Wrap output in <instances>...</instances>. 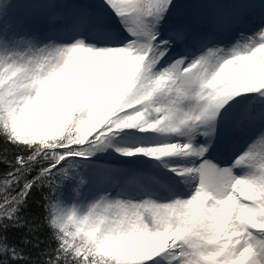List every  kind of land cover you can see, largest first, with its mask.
Instances as JSON below:
<instances>
[{"label": "snow or ice", "instance_id": "obj_1", "mask_svg": "<svg viewBox=\"0 0 264 264\" xmlns=\"http://www.w3.org/2000/svg\"><path fill=\"white\" fill-rule=\"evenodd\" d=\"M0 264H264V0H0Z\"/></svg>", "mask_w": 264, "mask_h": 264}, {"label": "rangeland", "instance_id": "obj_2", "mask_svg": "<svg viewBox=\"0 0 264 264\" xmlns=\"http://www.w3.org/2000/svg\"><path fill=\"white\" fill-rule=\"evenodd\" d=\"M190 2H191L192 4L195 5V4H198V3L202 2V0H190ZM219 2H220V3H223V4H225V5H227V4L231 3L232 0H219ZM20 14H23V10H21V13H20ZM26 26H29V27H35L36 25L32 24V22H31L30 20H28V21H26ZM237 145H238V148L241 147V146L243 145V138L240 139L239 141H237V142L233 145L232 148H235V150L238 149V148H236ZM213 156H214L216 159H218V157H219V158L222 157L223 159H225V156H224L223 152H221V151L214 152V153H213ZM85 178H86V177H85Z\"/></svg>", "mask_w": 264, "mask_h": 264}, {"label": "trees", "instance_id": "obj_3", "mask_svg": "<svg viewBox=\"0 0 264 264\" xmlns=\"http://www.w3.org/2000/svg\"><path fill=\"white\" fill-rule=\"evenodd\" d=\"M34 199H35V198H34ZM32 210L34 211L35 209H32ZM40 235H41V236L46 235V230L42 231V232L40 233Z\"/></svg>", "mask_w": 264, "mask_h": 264}, {"label": "bare ground", "instance_id": "obj_4", "mask_svg": "<svg viewBox=\"0 0 264 264\" xmlns=\"http://www.w3.org/2000/svg\"><path fill=\"white\" fill-rule=\"evenodd\" d=\"M236 148H238V145L236 146ZM232 150H235V148H232Z\"/></svg>", "mask_w": 264, "mask_h": 264}]
</instances>
